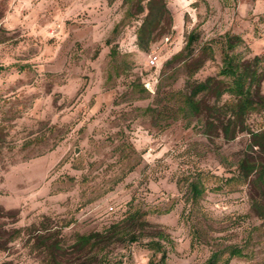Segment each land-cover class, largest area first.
Returning <instances> with one entry per match:
<instances>
[{"label": "rangeland", "instance_id": "rangeland-1", "mask_svg": "<svg viewBox=\"0 0 264 264\" xmlns=\"http://www.w3.org/2000/svg\"><path fill=\"white\" fill-rule=\"evenodd\" d=\"M167 6V30L143 51V14L125 0H0V264H148L142 243L76 244L135 209L169 233L168 264L213 253L223 264L233 246L247 257L230 264H264L251 185L215 178L238 175L251 134L210 139L197 120L188 128L167 114L195 69L196 82L217 74L226 33L243 39L241 57L264 56V0ZM192 31V56L174 58ZM147 81L154 93L141 89ZM247 124L260 130L264 110ZM199 173L208 178L194 206Z\"/></svg>", "mask_w": 264, "mask_h": 264}, {"label": "trees", "instance_id": "trees-1", "mask_svg": "<svg viewBox=\"0 0 264 264\" xmlns=\"http://www.w3.org/2000/svg\"><path fill=\"white\" fill-rule=\"evenodd\" d=\"M125 2L134 5L138 12L143 14L136 33L137 45L141 50L147 51L155 37L167 30L168 22L171 20L167 0ZM196 40L197 36L192 31L188 35L184 49L174 58L183 56L185 52L191 57L193 54L191 47ZM242 43L243 39L240 36L226 33L222 65L217 74L207 77L202 82H196L192 81L194 72L197 71L195 69L187 81V89L178 90L170 96L175 108L167 114L173 120H183L188 128H196L193 119L197 120L202 133L210 139L222 136L225 140H233L243 132L251 134L246 154L238 162V175L226 179L215 178L221 182L220 186L249 182L253 190L250 197L251 209L262 222L256 229L264 233V126L255 132L251 131L247 124L251 113L264 110V94L261 91L264 80V56L257 55L251 60L241 57L234 49ZM141 89L150 92L145 86ZM224 96H227V99L223 101ZM156 111L152 107L145 109V112L153 114ZM161 112L165 111L158 113ZM207 178V175L199 173L189 181V194L194 206L199 204V200L205 194L204 180ZM144 216V212L135 209L102 232L79 235L76 244L100 249V245L115 240L142 243L153 251L148 264H168L166 244L172 242L171 237L159 226L150 224ZM144 238H148L147 241H144ZM58 247L59 244L54 243L52 248ZM235 257H247V253L240 247L233 246L223 264H230ZM219 259L217 253H213L204 264H218Z\"/></svg>", "mask_w": 264, "mask_h": 264}, {"label": "built area", "instance_id": "built-area-1", "mask_svg": "<svg viewBox=\"0 0 264 264\" xmlns=\"http://www.w3.org/2000/svg\"><path fill=\"white\" fill-rule=\"evenodd\" d=\"M157 61H158V56L154 53H152L150 56H149V63L153 66V65H156L157 64ZM144 86L152 93L155 92V85H153L152 87L150 86V82H145L144 83Z\"/></svg>", "mask_w": 264, "mask_h": 264}]
</instances>
